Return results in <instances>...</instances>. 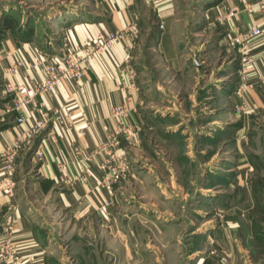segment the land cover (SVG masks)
I'll list each match as a JSON object with an SVG mask.
<instances>
[{"label": "rangeland", "instance_id": "rangeland-1", "mask_svg": "<svg viewBox=\"0 0 264 264\" xmlns=\"http://www.w3.org/2000/svg\"><path fill=\"white\" fill-rule=\"evenodd\" d=\"M180 5L176 35L184 64L177 72L157 84L149 80L146 70L157 79L162 67L146 33L135 38L134 62L145 67L139 75L145 122L120 145L126 169L113 181L114 225L98 235V227L64 210L41 209L43 198L28 187L39 159L29 149L33 139L17 150L12 198L36 208L47 264H264V113L247 98L254 89L264 101V83L251 84L243 106L242 54L227 46L221 17L205 24L204 7L193 0ZM98 7L96 0H0V35L10 22L13 31L47 38L57 16ZM158 84L170 85L167 93Z\"/></svg>", "mask_w": 264, "mask_h": 264}, {"label": "crops", "instance_id": "crops-1", "mask_svg": "<svg viewBox=\"0 0 264 264\" xmlns=\"http://www.w3.org/2000/svg\"><path fill=\"white\" fill-rule=\"evenodd\" d=\"M96 1L100 4L98 8L83 13L67 11L49 21L50 36L47 38L37 32L28 34L22 30L13 31V28L3 30L0 35V82L2 85L7 81L22 84L26 80L40 78L39 69L32 65L39 53L61 57L66 47L88 48L98 33L124 30L130 22L135 23L137 33L134 38L127 35L108 52L93 55L83 65L81 82H64L52 94L40 98L49 116V125L38 137L32 138L33 143L29 145L34 153L36 150L42 152L36 162L35 177H31L33 180H29L28 184L43 198L40 208L64 210L83 225L98 227L100 232L97 234L101 235L103 226L114 225L110 209L118 187L113 181L106 183L110 177L108 169L102 166L106 154L98 151V147L113 135L121 122L130 126L132 137L145 122L141 106L143 88L139 86L140 71L145 67L134 62L135 38L146 33L148 45L159 59L155 66L162 67V77L157 79L153 70L147 69L149 80L158 83L177 72L184 64L180 59L181 40L176 35V26L180 20V4L185 0ZM193 1L198 8H205L201 11L205 24L227 16L231 8L236 9L229 20H220L226 33L225 39L232 31L264 27L257 9L258 0ZM236 52L239 53L238 48ZM250 57L251 62L246 69L248 82L260 86V78L264 75V33L253 42ZM16 58H21L23 65L9 72L8 68L15 64ZM234 59L232 57L229 63ZM156 86L165 94L170 85ZM259 93L252 89L247 98L253 111L264 113V101ZM7 104L8 96L0 89V155L15 139L20 128H25L37 118L30 106H25L19 113H7ZM115 107L120 108V114L113 113ZM57 108L65 112L61 122L55 121L53 111ZM21 114L25 122L19 126L15 118ZM52 133L54 138L49 136ZM124 141L119 136V152ZM74 147L80 150V155H76ZM34 153L33 157H36ZM33 157L28 160L30 164ZM2 165L0 156V168ZM60 167H63V173ZM105 203L109 205L105 206ZM3 205L7 207L4 221L12 223L13 237L19 245L17 256L20 264H47L49 252L43 240L44 228L34 219L36 215L32 214V209L36 208L32 202L22 205L20 200L8 198L0 192V208ZM2 237L3 229L0 240Z\"/></svg>", "mask_w": 264, "mask_h": 264}, {"label": "built area", "instance_id": "built-area-1", "mask_svg": "<svg viewBox=\"0 0 264 264\" xmlns=\"http://www.w3.org/2000/svg\"><path fill=\"white\" fill-rule=\"evenodd\" d=\"M257 9L264 24V0H258ZM235 13L236 9L231 8L228 15L221 17L220 20L227 21ZM159 27L161 28L162 25L159 24ZM136 33L135 23L130 22L124 30L98 33L88 48L66 47L61 57L48 53H39L33 60L32 65L39 69L42 77L26 80L22 84L7 81L3 85L4 92L8 96V104L5 107L7 113H19L25 106H30L31 110L37 114V118L33 119L25 128H20L15 139L5 147V150L0 155L3 160V165L0 168V192L8 198L13 197L15 189L13 179L14 157L16 152L27 140L38 137L49 125V116L45 112L40 98L43 95L52 94L64 82H81L84 76L83 65L93 55L108 52L115 43L123 40L127 35L134 38ZM263 33L264 27L263 29L251 27L242 32L232 31L225 39L228 47L238 48L242 54L240 64L242 84L237 90V96L242 101L243 106L248 104L245 99V93L251 86V84L247 83L249 77L246 72L247 66L251 62V48L253 42L263 36ZM22 65L23 61L21 58H16L15 64L8 68V71L13 72L17 66ZM119 75L122 76V73ZM260 82L264 83V75L260 78ZM113 113L116 115L120 114V108L115 107ZM53 114L55 115V121L61 122L65 112L62 108H57L53 111ZM15 122L19 126L23 124L25 122L24 116L22 114L17 116ZM49 136L54 138L53 133L49 134ZM119 136H122L125 140L131 139L132 133L128 124L121 122L113 135L98 147V151L106 154V159L102 163V166L108 169L110 176L106 179V183L116 181L126 169L125 157L118 150ZM74 152L76 155L81 154L77 147H74ZM34 155L41 158L42 152L36 150ZM85 160L87 161L86 158ZM59 169L63 173V167ZM107 205L108 203H105V206ZM1 229H3V237L0 240V264H20L17 256L19 245L13 237L12 223L6 221L1 225Z\"/></svg>", "mask_w": 264, "mask_h": 264}, {"label": "trees", "instance_id": "trees-1", "mask_svg": "<svg viewBox=\"0 0 264 264\" xmlns=\"http://www.w3.org/2000/svg\"><path fill=\"white\" fill-rule=\"evenodd\" d=\"M10 22H8V24H6L7 29H11V24H9Z\"/></svg>", "mask_w": 264, "mask_h": 264}]
</instances>
